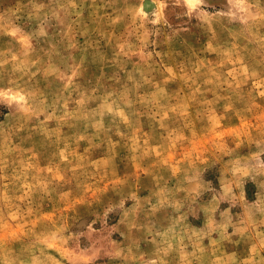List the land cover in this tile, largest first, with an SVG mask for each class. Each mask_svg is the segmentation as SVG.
I'll return each instance as SVG.
<instances>
[{"label":"rangeland","instance_id":"obj_1","mask_svg":"<svg viewBox=\"0 0 264 264\" xmlns=\"http://www.w3.org/2000/svg\"><path fill=\"white\" fill-rule=\"evenodd\" d=\"M0 264H264V0H0Z\"/></svg>","mask_w":264,"mask_h":264}]
</instances>
